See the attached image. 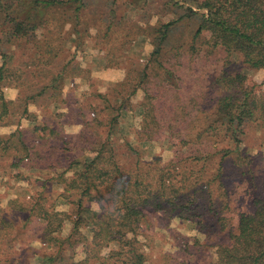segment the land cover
Wrapping results in <instances>:
<instances>
[{
    "label": "trees",
    "instance_id": "obj_1",
    "mask_svg": "<svg viewBox=\"0 0 264 264\" xmlns=\"http://www.w3.org/2000/svg\"><path fill=\"white\" fill-rule=\"evenodd\" d=\"M142 1L146 0H131L128 7L142 9ZM90 2L0 0V127L18 124L23 118L36 122L38 115L31 112L32 106L48 110L52 105L66 103L70 82L84 78L85 71L80 74L82 69L75 59L87 49L85 39L92 37L85 25L92 23L96 36L102 32L103 24L85 18ZM115 4L118 7L119 3ZM167 5L179 16L149 27L146 35L154 47L149 60L127 72L115 92L118 95L117 90L126 86L130 90L126 96L118 95L120 113L126 110L127 99L139 92L145 94L138 142H153L162 131L177 148L168 163H163L160 156L146 159L141 149L132 144H116L113 131L119 118L108 122L110 127L104 138L98 130L104 125L102 120H91L83 111L78 115L82 130L77 139L84 159L69 156L73 148L65 142L64 125L56 122L60 114L53 115L51 126H46L47 117L38 121L31 142H26L21 130L17 137L0 134V153L12 151L19 159L14 168L31 159L32 153L37 160L39 150L48 145L50 163L43 170H53L55 185L63 188L58 199L68 205L67 211L56 210L55 202L47 206L42 193L14 207L25 214L16 233L36 221L44 224L41 240L46 248L39 255L41 264H146L145 244L140 236L142 229L150 225L148 213L168 218L173 214L201 227L210 216L226 238L215 246L218 264H264V180L257 181L253 157L243 149L248 129L264 132V83L258 85L241 72L225 69L210 85L218 97L211 102L207 95L203 98L198 94V100L191 98L203 115L191 116V103L185 104V124L182 128V118L176 132L171 119L155 114L154 104L155 89L180 88L174 81L177 77L172 65L167 66L164 59L173 50L186 49L196 54L202 45H206L208 53L221 47L228 55H240L250 69L264 71V0H168ZM117 7L103 14L110 16L108 21L111 19L104 24L105 37L114 33L115 25L122 24L120 19H114ZM193 19L198 22L188 48L183 42L171 46L170 38L179 24ZM55 32L63 36L62 44L55 45L49 39L48 35ZM67 40L72 43L68 50L64 46ZM25 49L32 56L17 59L13 66L16 54ZM158 71L161 80L155 82L160 77ZM31 78L33 82L29 84ZM30 86L32 92L24 93V88L28 90ZM6 89H19L21 94L17 100L6 99ZM204 102L205 107L201 108ZM64 116L68 118L67 113ZM40 130H48L51 136L45 139ZM227 165L235 169L238 183H247L250 189V208L239 213L237 224L225 216L229 208ZM68 173L70 178L66 177ZM67 222L71 228L65 234ZM5 236L8 238L7 232ZM15 238L18 242L20 236ZM1 253L4 252L0 248ZM79 255L81 261L75 260ZM0 264L14 263L4 259Z\"/></svg>",
    "mask_w": 264,
    "mask_h": 264
},
{
    "label": "rangeland",
    "instance_id": "obj_2",
    "mask_svg": "<svg viewBox=\"0 0 264 264\" xmlns=\"http://www.w3.org/2000/svg\"><path fill=\"white\" fill-rule=\"evenodd\" d=\"M115 1L120 4H118V7ZM167 1H142L139 4L142 9L135 10L128 7L131 0H91L85 18L89 22L93 20V23L98 21V23L103 24V27L101 34L96 36L97 32L91 29L92 23L85 25L90 28L92 37L85 39L87 49L85 48L84 52H79L75 59V62H79V66L83 71L80 74L83 75L85 71L84 78H77L69 84L66 91L68 96L64 97L67 98L66 103L60 106L52 105L48 110H38L32 106L30 108L31 112L38 115L36 122L23 118L18 124L0 127V134L8 136L15 134L17 137V132L21 130L26 142H31V139L36 136L34 126L37 125L38 121L41 122L47 117L48 119L45 118L46 126L49 124L51 126L54 123L53 115L60 114L61 116L57 118L56 122L64 125L62 134L67 139L65 142H69L71 148H73L69 156L75 159H84V156L82 157L83 149L79 148L80 144L77 139V135L82 130L78 115L80 111H83L91 120L97 117L102 120L104 125L100 126L98 130L104 138L106 137L107 128L110 127L108 122L110 123L113 118H119V123L115 125L113 131L116 133L114 135L117 140L116 144H132L141 149L146 159L160 156L163 163H168L174 158L177 148L174 145L176 143L169 140L167 135H163L162 131L158 132L157 138L153 142L146 144L138 142V131L142 118L141 104L144 102L145 94L139 92L136 96L127 99V108L120 113L117 109L120 104L118 95L126 96L130 90L126 86V88L122 87L117 90L118 95L115 92L116 85L127 78V72H133L138 64L144 65L149 60L154 49L151 38L146 35L150 32L149 27L159 25V22H169L179 16V14L176 15L171 11ZM115 6L118 14L117 18L114 19H117V21L120 19L119 22L122 24L120 26L115 25L114 33L110 37H105L104 24L107 23V18H110V16L106 15L104 17L103 14L109 13ZM197 22V19L182 21L170 38L171 46H177V44L183 42L184 47L188 48L192 35L196 30ZM48 37L55 45L63 43V36L56 32L48 35ZM64 37L67 38V36ZM98 43L99 46H97ZM71 45V40L64 43L67 50L71 49ZM205 46L202 45L201 51L196 54L187 52L186 49L182 51L173 50L164 58L167 60V66L172 65V70H174L177 77L174 81L178 82L180 88L174 90L158 88L154 90L155 114L163 119H171L176 128L175 132L178 131L182 118H184L182 128L185 124V104L191 103V116L202 117L203 115L200 107L193 106L191 98L198 100L196 98L199 96L198 94L204 95L203 98L207 95L208 102H211L212 98L216 99L218 97V94L211 90L210 85L225 69L232 73L241 72L252 78L258 85L264 83V71L250 69L245 65L240 55H228L221 47L208 53ZM27 51V49L20 50V54H16L12 63L13 66L17 63V59L26 57L28 59L29 54L32 56L31 51V53L28 51L27 56H24V52ZM71 52L73 51L71 50ZM106 53L109 54L108 57L105 56ZM1 62L0 59V64ZM106 65L109 68L105 69L104 66ZM158 72L160 77H156L155 82L161 80V73ZM48 78L46 77L47 80ZM34 81L38 82L37 79ZM32 82L31 78L28 83ZM24 89V93L33 90L32 86L28 90ZM4 94L6 99L15 100L18 99L21 91L19 89H7L4 90ZM205 104L204 102L201 108H204ZM109 106H111V110ZM67 107H69L68 110ZM66 113L68 118L64 116ZM40 131H42L41 134L45 135V139L51 136L48 130ZM36 134L38 135V132ZM44 141L43 143H45ZM50 141L48 139V142ZM47 148L48 145L39 150L41 155L37 160L34 157L35 153H32V155L34 154L32 158L28 161L23 160L18 168H14V164L19 162V159L14 156V152L0 153V219L8 220V223L0 222V226H2L0 248L1 252H4L0 255L2 261L7 259L14 264H41L39 255H43L45 252L46 247L41 240L44 224L36 221L28 225L26 230L16 233L15 229L21 226V221H25V214L14 210V207L19 206L18 202L30 201L32 197L37 198L42 193L47 201V206L55 202L57 205L56 210H68V205L58 199L63 188L55 185L56 181L53 180L54 171L51 169L43 170V167H49L46 165L50 163L48 158L51 155ZM243 149L253 157L252 166L257 181L264 180V132L257 130V128L248 129ZM64 164L66 165V163ZM227 166L226 177L230 175V178L226 180L229 208L225 216L231 220L232 224H237L239 213L250 208V189H247L249 187L247 183L241 186L233 172L235 169L230 165ZM66 177L70 178L71 174L68 173ZM55 199H58V201H54ZM172 215L168 218L159 214L153 216L148 213L150 225L142 229L140 236L141 241L145 244L143 250L147 255L146 264H218L217 248L215 246L225 242L226 238L219 230L215 220L209 216L205 220L204 227H201L196 223L179 220L175 215ZM70 228L71 224L67 222L64 233L67 234ZM6 232L8 238L5 236ZM16 235L21 238L17 240L18 242L15 241ZM81 259V255L75 257L77 261H81Z\"/></svg>",
    "mask_w": 264,
    "mask_h": 264
},
{
    "label": "crops",
    "instance_id": "obj_3",
    "mask_svg": "<svg viewBox=\"0 0 264 264\" xmlns=\"http://www.w3.org/2000/svg\"><path fill=\"white\" fill-rule=\"evenodd\" d=\"M70 83H72V81H71ZM6 90H7V89H6ZM7 99H9V98H7ZM13 99H15V98H13Z\"/></svg>",
    "mask_w": 264,
    "mask_h": 264
}]
</instances>
